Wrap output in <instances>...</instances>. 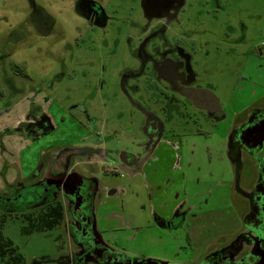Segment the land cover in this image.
Wrapping results in <instances>:
<instances>
[{
  "label": "flooded vegetation",
  "instance_id": "obj_1",
  "mask_svg": "<svg viewBox=\"0 0 264 264\" xmlns=\"http://www.w3.org/2000/svg\"><path fill=\"white\" fill-rule=\"evenodd\" d=\"M29 1L22 30L43 40L59 37L52 14L35 0ZM203 3L213 6L206 11L212 18H219L220 9L225 11L224 0ZM195 5L196 0H141L140 14L131 22L132 27L118 28L117 42L132 30L139 41L147 38L154 54L152 64L147 62L144 67L138 61L136 66L149 75L153 71V77L148 75L143 82L154 90L140 100L148 109L133 107L144 136L142 141L133 142L134 151L119 149V134L104 142L93 130L85 133L90 137L87 142L82 139L43 152L28 184L10 183L9 167L0 168V212L20 214L24 221V215L60 209L63 218L54 229L60 231L58 240L65 237L66 242L60 249L59 264H264V82L251 81L239 73L233 84L222 81L216 87L201 74L202 52L210 42L196 44L193 39L196 30H201L195 15H189ZM72 9L85 20L89 31L86 40L73 30L72 47L99 58L93 64L85 60V54L81 57L77 53L74 60L90 67L100 62L104 67L97 76L100 82L110 61L107 53L117 51L116 44L111 45L110 17L98 0H75ZM238 28L232 38L235 43L226 54L253 55L264 49V40L257 47L250 44L245 23ZM209 36L214 37V33ZM59 42L63 43L62 37ZM15 46L11 45L7 54L0 50V78L7 86L1 96L37 99L44 92L39 88L27 92L28 85L46 77L29 71ZM36 68L44 70L42 65ZM96 70L85 68V75L94 76ZM39 108L40 113L26 116L21 128L30 141L55 130L52 119ZM174 151L173 171L162 174L161 161ZM183 159L187 168L180 165ZM200 159L208 160L212 171H202ZM209 193L212 196L208 198ZM219 193L226 202L227 217L219 215ZM138 201L142 202L141 214L133 213ZM130 209L133 229L145 233L157 228L165 233L164 246L169 251L129 250L119 234L127 232L123 218ZM147 239L152 241L153 237ZM45 261L35 259L31 264Z\"/></svg>",
  "mask_w": 264,
  "mask_h": 264
},
{
  "label": "rangeland",
  "instance_id": "obj_2",
  "mask_svg": "<svg viewBox=\"0 0 264 264\" xmlns=\"http://www.w3.org/2000/svg\"><path fill=\"white\" fill-rule=\"evenodd\" d=\"M74 1L35 0L43 10L52 14L54 21L56 20L55 29L60 34L59 37L50 36L43 40L34 34L28 36L22 30L25 14L30 5L29 0H0L1 53L5 51L7 54L11 45H16L14 48L18 58L21 61H26L29 71L33 74L37 71L42 72L46 77L39 82L32 81L27 90L30 92L39 88L44 92V94H40L43 97L22 101L16 98L10 99L9 96H1V90L7 86L5 81L0 78V168L7 170L9 167L7 177L10 183L22 181L28 184L33 172L38 169L41 163L43 152L70 146L82 139L87 142L90 137L85 134L86 132L90 133L93 130L99 132L100 139L104 142L115 140L112 138L119 134V142L122 143L119 144V149L130 151L135 150L133 142L144 139L142 123L135 116L137 112L133 107H139L142 110L148 109L149 107L143 102L140 103V100L154 89L150 88L149 90L148 83L143 82V78L149 75L148 72L144 71L143 67L136 66L139 61L146 67L147 62L151 63L150 60L154 54L150 51V43L147 42V38L139 41L137 33L132 30L127 38L120 36L123 38L122 41H116L119 37V27L123 25L132 27L131 22H136L135 20L140 14L141 0H98L110 17L111 45L116 44L114 47L117 48V51L107 53L106 58H109L110 61L100 82L97 76L104 70L100 62L95 67H90L78 64V61L74 60L77 53L81 57L85 54V60L93 64L99 60L96 56H88V53L82 48L79 51L75 45L72 47L73 30L79 31L86 40L89 39L88 24L84 19L75 15L72 9ZM203 1L196 0L193 11L189 13L192 17L195 15L199 22L198 26L201 25V30L197 29L193 37L195 43L199 44L205 40L210 42L202 52L205 56L202 57L200 65L202 67L201 74L212 81L216 87H219L222 81H229V84H233L235 76L239 73L251 81L264 82V53L263 56L260 55L264 49L257 50L253 55H243L242 53L228 55L225 52L233 47L235 39L232 38L237 33L240 23H245L249 27L248 38L251 45L257 47L264 40V0H224L222 6L225 7V11L220 9L222 13L218 15L219 18H212L210 14L206 13L213 6L208 5V8ZM223 12L225 13L223 14ZM211 31L214 33V37L209 36ZM60 37H62L63 43H58ZM217 49H219L218 53ZM39 62L44 67L43 71L36 68L40 66ZM115 65L118 68L112 70L111 67ZM83 67L92 71L97 68L96 74L94 76H91L90 73L85 75ZM150 73L149 76L153 77V71ZM137 75L140 82L137 81L139 79H136ZM216 92L217 89L214 93ZM23 101H26L27 107H25L26 104L21 103ZM9 107L12 110H7ZM39 107L43 108L44 114L52 119L55 130L38 140L30 141L23 135L21 128L24 127L23 123L29 113H40ZM37 108L40 110H36ZM101 117L105 119L104 122ZM113 143H108V145ZM159 152L161 149L158 150ZM167 154L166 160L161 161L159 165L162 174L172 172V167L176 163V152ZM199 161L203 162L201 159ZM186 163L187 160L183 159L180 165L187 168ZM198 167L205 172L212 171L208 160ZM210 196H212L211 193L208 194V198ZM217 200L221 207L219 215L227 217V211H224L226 202L222 193L217 195ZM135 205L137 208L133 213H140L142 202L138 201V204ZM113 215L117 216L116 213ZM3 218L4 221L1 223ZM123 219H126L124 225L127 232L119 235L124 239L122 241L126 242L129 250L147 249L157 254L169 251V248L164 246L165 233L157 228H152L145 233L141 229H133L131 209L125 213ZM226 219L224 218V221ZM26 226L28 224L25 220L23 221L20 214L6 216L0 212V230L20 248L27 264L42 258L46 261L40 264H59L57 259L61 256L60 249L63 242H66L65 237L58 240L60 231L54 229L27 236L22 233ZM160 232L161 234H158ZM110 233L112 232H109L108 235ZM141 233L144 235L142 236ZM112 235L119 237L115 233ZM149 237H153L152 241L147 239ZM149 240L151 243L143 245ZM158 242H160L159 245Z\"/></svg>",
  "mask_w": 264,
  "mask_h": 264
},
{
  "label": "trees",
  "instance_id": "obj_3",
  "mask_svg": "<svg viewBox=\"0 0 264 264\" xmlns=\"http://www.w3.org/2000/svg\"><path fill=\"white\" fill-rule=\"evenodd\" d=\"M62 218L59 208H52L48 213L24 215L28 226L23 228L22 233L29 236L33 233L51 231L60 224ZM24 262L25 257L19 247L0 230V264H24Z\"/></svg>",
  "mask_w": 264,
  "mask_h": 264
}]
</instances>
